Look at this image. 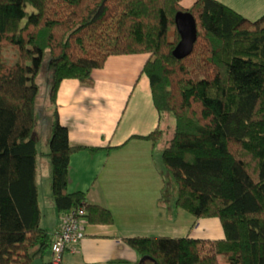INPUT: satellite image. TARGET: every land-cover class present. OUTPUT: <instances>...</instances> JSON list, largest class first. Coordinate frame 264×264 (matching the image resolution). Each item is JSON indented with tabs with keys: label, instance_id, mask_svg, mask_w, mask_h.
<instances>
[{
	"label": "trees",
	"instance_id": "16d2710c",
	"mask_svg": "<svg viewBox=\"0 0 264 264\" xmlns=\"http://www.w3.org/2000/svg\"><path fill=\"white\" fill-rule=\"evenodd\" d=\"M180 10L198 23L194 49L183 57L174 52ZM132 52L150 53L143 70L155 104L161 116L173 112L176 119L163 159L177 183V205L196 218L219 216L226 235L126 240L144 264H264V13L252 18L224 0H0V264H30L38 256L63 264L42 224L34 135L41 76L60 214L84 205V224L116 221L112 207L68 189L73 153L98 146L71 141L58 94L64 79L88 80L110 55ZM164 132L159 126L146 136L156 144Z\"/></svg>",
	"mask_w": 264,
	"mask_h": 264
},
{
	"label": "crops",
	"instance_id": "0c3cea01",
	"mask_svg": "<svg viewBox=\"0 0 264 264\" xmlns=\"http://www.w3.org/2000/svg\"><path fill=\"white\" fill-rule=\"evenodd\" d=\"M193 1L183 0L185 5ZM224 1L252 18L264 13V0ZM149 57L148 52L112 54L104 66L93 70L88 80L69 77L60 86V116L70 127L71 141L98 146L73 153L68 189L86 190L90 201L106 204L116 213L114 223H85V236L76 248L67 247L63 251V264H113L112 259L144 264L137 249L125 238L134 234L190 233L204 238L226 235L219 216L196 218L178 206L177 189L171 196L162 195L159 166L167 142L162 140L160 146L164 148L156 153V144L161 139L155 144L146 136L159 126L166 132L165 117L155 104L150 76L143 70ZM173 123L172 119L171 126ZM52 131L47 99L46 105L38 110L34 135L40 151L38 182L42 224L54 237L62 226L63 215L51 188ZM47 216L48 223H44Z\"/></svg>",
	"mask_w": 264,
	"mask_h": 264
},
{
	"label": "built area",
	"instance_id": "2783aa9c",
	"mask_svg": "<svg viewBox=\"0 0 264 264\" xmlns=\"http://www.w3.org/2000/svg\"><path fill=\"white\" fill-rule=\"evenodd\" d=\"M85 212V206L71 209L63 214V223L59 231L53 237L52 252L57 262L61 259L63 251L67 247L76 248L85 236V224L81 221V213Z\"/></svg>",
	"mask_w": 264,
	"mask_h": 264
},
{
	"label": "rangeland",
	"instance_id": "374dc122",
	"mask_svg": "<svg viewBox=\"0 0 264 264\" xmlns=\"http://www.w3.org/2000/svg\"><path fill=\"white\" fill-rule=\"evenodd\" d=\"M44 73V72H43ZM41 82H42V89H41V93L39 95V98H38V110L42 107H44L46 105V101H47V98H46V84L43 83V76H41ZM173 119V126H171V120ZM175 116L173 114V112H167L165 118H164V126L166 128V132L164 134V138L161 139V141H159L157 144H156V147H155V152L156 153H160V149L164 147L160 146L162 145V140L165 141V142H169L168 140L172 137H168L169 135L170 136H173L174 134V126H175ZM167 145V143H166ZM154 158L155 159H159L160 160V157L158 156H155L154 155ZM160 170H161V184H162V194L164 193L165 196H171L172 194H175L176 193V189H177V183H176V180L172 174V172L167 168L165 162H164V159L163 157H161V164L159 166ZM166 183V188L165 190L163 189V186L165 185ZM115 196V199H116V193L113 194ZM52 217L51 214H49V218ZM48 216H47V219H44V223L47 221L48 223ZM51 255V251L48 252L47 256ZM61 259H58V261H60ZM57 261V262H58ZM225 264V263H223Z\"/></svg>",
	"mask_w": 264,
	"mask_h": 264
},
{
	"label": "water",
	"instance_id": "95a60500",
	"mask_svg": "<svg viewBox=\"0 0 264 264\" xmlns=\"http://www.w3.org/2000/svg\"><path fill=\"white\" fill-rule=\"evenodd\" d=\"M176 23L181 33V39L177 43L174 52L176 55L183 57L194 49L198 38V23L194 13L189 10L178 11ZM30 264H44V259L38 256Z\"/></svg>",
	"mask_w": 264,
	"mask_h": 264
}]
</instances>
